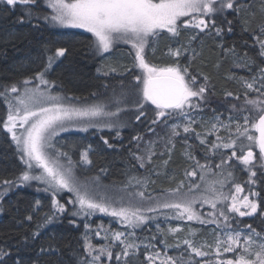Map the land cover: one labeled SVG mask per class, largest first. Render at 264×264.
I'll list each match as a JSON object with an SVG mask.
<instances>
[{
	"label": "snow or ice",
	"instance_id": "1",
	"mask_svg": "<svg viewBox=\"0 0 264 264\" xmlns=\"http://www.w3.org/2000/svg\"><path fill=\"white\" fill-rule=\"evenodd\" d=\"M3 4L10 10H15L18 5L27 9L23 16L28 17L29 21L41 18L39 14L34 17L32 12L33 8L40 6L39 0H3ZM43 6L50 10V15H44L43 20L52 26L84 29L94 38L93 45L100 54L109 53L117 44L130 45L135 52L134 68L140 69L141 73L133 77L127 90L121 84V92L117 95L114 91L106 102L74 106L65 102L68 100L66 97L51 95L48 89L52 84L44 78L55 59L66 54V49L61 47L56 49L54 56L48 57V65L44 71L31 79H25L22 83L3 86L0 97H3L7 104L8 112L2 127L11 134V140L15 143L20 160L25 166L16 180L2 182L0 186L4 188L3 194H6L13 185L21 186L31 182L43 185V191L51 194L50 211L41 217L43 223L37 225L38 230L32 233V238H37L40 235L39 229L54 222L58 214L67 211L65 204L60 203L57 198L67 192L71 194L67 204L74 209L72 212L74 217L82 216L87 219L98 212L116 218L126 228L136 229L154 219L157 211L167 210L174 212L177 219L199 221L202 224L212 223L222 229V235H225L226 239L216 240L217 257L221 255V248L223 253L235 255L239 251L241 254L235 255L234 259H217L215 264H264V237L251 225L247 226L248 234L244 235L245 229L239 228L238 225L232 227L235 216L231 215L264 216V213H259L260 205L248 196L239 199L236 194L243 191L239 184L235 185V193L226 194L223 191L233 177L231 171H225L230 166L232 158H236L249 169L255 168L258 162L264 167V67H257L258 75L254 74L251 82L241 80L243 88L247 91L239 106L236 104L231 106L229 123L225 124L221 117L217 116L216 123L211 124L209 135L218 133L221 129L227 130L229 135L226 138L217 135L210 151L215 154L220 149H232L231 156L221 157L220 162L213 165L211 162L201 164L189 154L188 158L195 161V167L192 171L186 172L185 177L199 175V183H190L187 189L181 181L176 188L152 197L146 196L144 189L149 180L144 177H130L120 188L101 183L100 175L106 172L105 169H101L95 176L82 177L77 174V169L80 165H91L89 159L91 146L80 153V161L77 163L55 143L61 132L73 127L80 131H87L89 127L108 129L125 127L120 117L125 111L130 110L126 107L129 104L139 113L135 116L136 121L146 117L144 110L146 106L149 104L155 106L149 132L153 131L157 123H163L167 127L171 119L185 120L183 132L185 134L193 132L192 125L196 121L192 116L194 111L201 107L202 102H207L209 78L204 76L205 83L200 84L197 76L190 74L188 67L181 68L178 64L163 67L150 65L145 59L146 47L164 33L170 34L174 39L184 30H198L199 34H204L215 29L216 35L219 36L223 29L217 27L215 17L226 18L229 11L236 15L250 12L253 8L251 0H44ZM259 12L264 16V0H260ZM251 15L254 18L256 13L252 12ZM23 16L21 23L24 22ZM226 22L229 25L228 31L231 32L232 21ZM245 31H248L247 27ZM253 32L255 33L253 39L259 49L258 55L264 59L262 38L264 20L253 29ZM195 39L197 36H192L188 46H179L176 49L169 47L166 55L179 58L184 52L189 51L191 41ZM227 52L239 60V54L235 49H229ZM192 54L195 55L194 50ZM239 63L251 70L255 66V59L245 54ZM35 81L39 83L34 87L30 86ZM249 92L256 95L249 96ZM225 95L232 97L233 93L228 92ZM235 99L239 100V95ZM111 108L115 110H109ZM241 114L243 123H235L233 133L234 117ZM180 127L178 123L171 125L169 142L179 136ZM119 135L117 131V136ZM196 136L200 144L207 143L205 138H201L200 133ZM102 140L109 148L112 147L108 139L102 137ZM132 140L139 142L142 137L133 136ZM154 143L149 142L146 145L145 155H134L141 168L151 163L154 156L151 145ZM253 147L258 148V161ZM237 148L242 154H237ZM64 160L67 161L66 164L62 162ZM255 176L256 172L252 171L251 177ZM133 186L141 190L130 191ZM3 194H0V199ZM197 204L201 208L204 205L210 206L212 211L207 213V218L195 209L194 206ZM42 206L41 201L36 200L29 214L20 223H31ZM85 228L88 230V225H85ZM157 228L159 230V225ZM101 231L104 230L98 229L96 236H100ZM179 231V228L168 229V232L173 234ZM125 236L124 232H115L111 236L112 241H118L124 246L122 252L116 254L117 264H120L121 257L124 264H133V256L139 250V245L128 243ZM84 239L83 251L86 255L80 258V264H101L104 256L111 260L113 252L110 247L94 248L87 236ZM105 239H108L107 235ZM183 244L187 247L181 257L166 253L162 255L159 250L154 249V254L146 255L148 264H155L157 260L159 264H193V256L203 258L208 255L201 247H196L192 240L185 239ZM176 248H180V244H177ZM56 252L57 249L52 245L40 248L42 255L50 256ZM9 255L10 252L0 248V264H4ZM185 256L188 259H184ZM16 264L22 262L17 260ZM33 264H39V261H34ZM55 264H60L59 260Z\"/></svg>",
	"mask_w": 264,
	"mask_h": 264
},
{
	"label": "trees",
	"instance_id": "2",
	"mask_svg": "<svg viewBox=\"0 0 264 264\" xmlns=\"http://www.w3.org/2000/svg\"><path fill=\"white\" fill-rule=\"evenodd\" d=\"M251 3L253 8L250 12L236 15L229 11L226 13V18L224 16L215 17L217 27L223 29L219 36L216 35L215 29L204 34H199L198 30H184L178 38L174 39L170 37V34L164 33L146 47L145 59L150 65L163 67L178 64L181 68L188 67L190 74L197 76L200 84L205 83L204 76L209 78L206 92L207 102H202L201 107L196 109L192 116V119L196 121L192 125L193 132L185 134L180 127L179 136L169 142L171 125L177 123L184 125L185 120L171 119L167 127L163 123H157L153 131L149 132L148 128L150 121L154 118L155 106L150 104L146 106L144 109L146 117L141 121H136L135 116L139 113L134 106L129 104L126 107L130 110L125 111L120 117L126 126L121 127L119 136L114 129L99 128L79 133H65L56 138V146L67 152L77 163L80 161V153L91 146L89 154L91 165H80L77 174L82 177L95 176L101 169H105L106 172L100 175L101 183L115 185L117 188L127 183L130 177H144L149 180L144 189L146 196L154 197L168 189L176 188L181 181L184 182V187H187L190 178H186L185 173L192 171L195 167V161L188 158L189 154L201 164L211 162L213 165L219 163L221 157H230L232 149H220L215 154L210 151L216 136L226 138L229 135L228 131L221 129L215 134L209 135L208 133L211 124L216 123L217 116H220L225 124L229 123L231 106L233 104L239 106L247 91L243 88L241 80L251 82L252 76L258 75L257 67H264V59L259 57L258 45L253 39L255 35L253 29H256L257 25L264 20V16L259 12L260 0H251ZM25 11L27 9L19 5L15 10L5 8L3 0H0V91H3L5 85L22 83L25 79H31L37 73L44 71L48 65V57L54 56L56 49L61 47L66 49V54L55 59L44 77L52 84L51 92L61 93L74 102H106L112 97L114 91L117 95L121 92V84L125 86V90L130 87L133 77L137 75V68H134L135 54L130 47L116 46L109 53L111 57L105 59L103 54L94 55L91 34L73 29H61L48 24L43 20V16L48 15V12L41 5L32 9L34 17L37 14L41 17L39 20L33 18L29 21L28 17L23 16ZM252 12L256 13L254 18L251 15ZM22 16L23 23L20 22ZM227 20L232 21L231 32L228 31ZM246 27L248 31H245ZM192 36H197V39L191 41L189 51L184 52L179 58L166 55L169 47L176 49L179 46H188ZM229 49H235V52L239 54V60H243L245 54L247 57L254 58L255 66L251 70L242 66L236 56L227 52ZM192 50L195 51V55L192 54ZM230 77H235V79H230ZM37 82L35 81L32 85ZM228 92L233 93V96L226 97L225 94ZM248 94L252 97L256 95L254 92ZM237 95L240 97L239 100L235 99ZM122 107L125 106L122 105ZM109 110L114 111L115 109ZM7 112V104L3 97H0V185L5 180H16L24 169L16 145L9 133L2 127ZM235 123H243V114L234 117L233 133ZM197 133L207 140L206 144H200ZM137 135L142 137L139 142L132 140V137ZM102 137L108 139L112 145L111 148L103 143ZM146 137L148 138L147 143L155 142L156 144L160 140H165L166 143L162 151L154 153L151 163L141 168L139 162L134 159V155H137ZM158 146L156 145L155 150H158ZM236 150L238 155L242 154L239 148ZM244 151L246 152L247 148ZM253 152L258 161V149L253 147ZM141 153L144 155L142 150ZM253 169L256 172V176L253 177L255 190L259 193V213H264V202L262 201L264 167H261L258 162ZM213 170L215 171L214 168ZM226 171H231L233 177L225 187L231 190L233 186L239 184L243 186V193L250 192L245 175H249L251 169L234 162L232 158ZM136 190L141 189L135 186L130 189L132 192ZM3 193L4 188L0 186V194ZM57 198L60 203L65 204L67 211L58 214L54 222L39 229L40 235L33 239L32 233L38 230V224L43 223L41 217L50 211L51 194L34 190L26 185H13L6 194H3L0 199V209H2L0 210V248L11 253L4 260V264H16L17 260H20L22 264H33L34 261H39V264H55L57 260L60 264H80V258L86 255L83 251V235L87 224L92 228L90 239L93 242L91 244L97 245L98 248L110 247L113 252L111 260L104 256L101 264H117L116 254L121 253L124 246L118 241L111 240L115 232L126 233L125 239L128 243L139 245V250L133 256V264H148L146 255L154 254V249L159 250L162 255L166 253L179 258L187 247L181 242L180 248H176L174 237L181 232L173 234L168 232V229L176 228L179 222L171 217L166 222H161V218L165 217L162 213L161 216L154 217L140 228L127 229L116 220L95 214L90 216L88 223L84 222V218L72 215L74 209L67 204V195L64 197L59 195ZM36 200H40L43 206L34 216L33 221L20 223L29 214ZM231 215L235 216L232 227L235 228L238 225L239 228L245 229L244 233L248 234L247 226L251 225L261 236L264 234V216L259 214L254 217ZM156 220H160V223ZM157 225H159V230ZM195 228L199 229L198 233H191L192 235L189 236L194 245L195 242L200 244V241L196 240L199 235L200 238H206L209 244L214 237L222 236V229L212 223L190 224L187 231ZM98 229L104 230L101 231V241L96 238ZM105 235L108 239H105ZM49 245L55 247L57 252L50 256L42 255L40 248ZM233 256L229 258L234 259ZM184 259L188 257L185 256ZM203 260L206 264H215V261H211L208 256L203 258L193 256V264H201ZM120 264H124L123 257H121ZM155 264H159V261L157 260Z\"/></svg>",
	"mask_w": 264,
	"mask_h": 264
},
{
	"label": "rangeland",
	"instance_id": "3",
	"mask_svg": "<svg viewBox=\"0 0 264 264\" xmlns=\"http://www.w3.org/2000/svg\"><path fill=\"white\" fill-rule=\"evenodd\" d=\"M39 3H40V5H41V7L42 8H44V9H46V11L48 12V15H50V10L49 9H47L46 7H44L43 6V4H44V0H39ZM58 27V26H57ZM59 28H61V29H73V30H78V31H82V32H84L85 30L84 29H78V28H71V27H59ZM86 32V31H85ZM90 34V33H89ZM94 39V38H93ZM116 46H127V47H130L131 48V46L130 45H126V44H123V43H121V44H117ZM115 46V47H116ZM93 50H94V55H99L100 53L95 49V47L93 46ZM111 51V50H110ZM134 51V50H133ZM110 53V52H109ZM109 53H106V54H103V57L105 58V59H109L110 57H111V54H109ZM134 54H135V52H134ZM141 73V70L140 69H138L137 68V75H139ZM37 83H39V81L37 82ZM37 83H35V84H37ZM35 84L34 85H30V86H35ZM48 91L50 92V94L51 95H60V96H62V97H65L63 94H61V93H53V92H51L50 91V89H48ZM66 98H68V97H66ZM66 103H70V104H72V105H74V106H85V105H91V104H95V103H100L101 101H95V102H93V101H91V102H74V101H72V99H70V98H68V100H66L65 101ZM7 117V116H6ZM6 119V118H5ZM207 122V121H206ZM185 125V124H184ZM181 127H182V129H183V125H181ZM94 129H99V128H95V127H89L88 128V130L87 131H89V130H94ZM103 129V128H102ZM108 129V128H107ZM114 130H116V131H120L121 130V128H119V129H114ZM74 132H77V133H79V132H83V131H80L78 128H76V127H73V128H70L68 131H65V132H61L59 135H61V134H68V133H74ZM120 133V132H119ZM9 135H10V137H11V134L9 133ZM147 140H148V138L146 137V140H145V142L144 143H142V145L140 146V148H139V150H138V153H137V155H140L141 154V156H142V153H141V150H142V152L144 153V155H145V147H146V145H148L149 143H147ZM165 143H166V141L165 140H160L158 143H156V144H152L151 145V147H152V151H153V153H159L160 151H162L163 149H164V147H165ZM15 144V143H14ZM156 145H159L158 147V150H155V147H156ZM254 155H255V152H254ZM256 156V155H255ZM228 158V157H227ZM234 162H237V163H239L240 164V162L236 159V158H234ZM63 163H67V161H65V162H63ZM23 164V163H22ZM23 167L25 168V166L23 165ZM24 170V169H23ZM227 170V168L225 169V171ZM252 171H254V169L252 170L251 169V171L249 172V175H245V177H246V183L249 185L248 186V188H250V192L249 193H243V191L241 192V193H238V194H236L237 196H238V198L239 199H242L244 196H248L249 197V199H251V200H255L257 203H258V197H259V193H257V191L255 190V182L253 181V177H251V172ZM197 172H199V170H197ZM190 183H199V175H197L196 177H192V178H190L189 179V181H188V183H187V187L189 186V184ZM26 186H28V187H30V188H32V189H34V190H37V189H39V190H37V191H43V185H40V184H38V183H36V182H31L30 184H25ZM241 186V188L243 189V186L242 185H240ZM187 187H185V189H187ZM223 191L227 194V193H229V192H231V193H235V186H233L232 188H231V190H229L227 187H225L224 189H223ZM134 192H137V190L136 191H134ZM253 193H256L257 195H252ZM69 194L70 193H67V192H64V193H62L61 194V196H65V195H67V199L69 200V198L71 197V196H69ZM160 194H158V195H156V196H159ZM156 196H154V197H156ZM153 197V196H152ZM262 201L264 202V195H263V198H262ZM230 202V201H229ZM195 207V209L198 211V212H200L201 213V215L202 216H204L205 218H207V213L208 212H210V211H212V209L210 208V206L209 205H204V207L203 208H201L200 207V205L199 204H197V205H195L194 206ZM243 210V209H242ZM161 213L165 216V217H162L161 218V222H166L167 221V219H169V217H171L172 219H175V220H178L177 222H179V223H177V225H176V228H179L180 229V231L179 232H181V233H178V235H176L175 237H174V243L175 244H180L181 242H183L185 239H189L190 240V235H192L191 233H195V234H197L198 233V230L199 229H192L191 231H187V227L188 226H190V224H200V222L199 221H187L186 219H184V220H180V219H177L176 218V214L174 213V212H168L167 210H159V211H157V213L156 214H154V217H159V216H161ZM95 215H98V216H102V217H104V218H110V219H112V220H116V221H118L116 218H113V217H111V216H108V215H106V214H103V213H95ZM149 215H151V214H149ZM236 215H238V214H236ZM80 217H82V216H80ZM82 218H84V217H82ZM90 216L87 218V219H85L84 218V222H89L90 221ZM155 219H157V218H155ZM119 222V221H118ZM156 222H158V223H160V220H156ZM202 224V223H201ZM208 224V223H207ZM88 225V224H87ZM92 228H90V226L88 225V230H86V228H85V233H84V235H83V240H84V242H85V236H87V238H88V240L90 241V243L91 242H93L92 241V239H90L91 238V235H92V230H91ZM128 229V228H127ZM210 231H212V229H209ZM131 235H132V233H131ZM130 235V236H131ZM244 235H247V233H244ZM200 236V235H199ZM199 236H197V239L196 240H198V241H200V244H197L196 242H195V246L196 247H201V250L202 251H205L206 253H208V257H210V259H211V261L212 260H214V261H216L217 259H230L229 257H231V256H233L232 255V253H223V249L221 248V255L219 256V257H217V255H216V252H215V247H216V240L218 239V238H216V237H214L213 238V241H210L211 242V244H209V241L208 242H206V238H203V237H199ZM262 237H264V234L262 235ZM96 238H97V240L98 241H101V237L100 236H96ZM219 239H221V240H224V239H226V236L225 235H222ZM129 241H130V239H129ZM94 248H98V246L97 245H92ZM242 251V250H241ZM239 254H241L239 251L238 252H236L235 253V255H239ZM235 255L233 256V258H235ZM201 258V257H200ZM201 264H206V261L205 260H203L202 261V263Z\"/></svg>",
	"mask_w": 264,
	"mask_h": 264
}]
</instances>
